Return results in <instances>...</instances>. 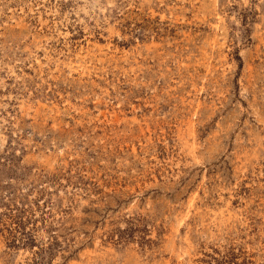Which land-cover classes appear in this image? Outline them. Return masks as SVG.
Listing matches in <instances>:
<instances>
[{
  "label": "rangeland",
  "instance_id": "374dc122",
  "mask_svg": "<svg viewBox=\"0 0 264 264\" xmlns=\"http://www.w3.org/2000/svg\"><path fill=\"white\" fill-rule=\"evenodd\" d=\"M0 264H264V0H0Z\"/></svg>",
  "mask_w": 264,
  "mask_h": 264
}]
</instances>
